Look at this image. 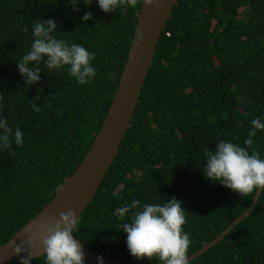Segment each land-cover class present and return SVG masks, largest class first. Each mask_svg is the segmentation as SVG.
Masks as SVG:
<instances>
[{
    "label": "trees",
    "instance_id": "trees-1",
    "mask_svg": "<svg viewBox=\"0 0 264 264\" xmlns=\"http://www.w3.org/2000/svg\"><path fill=\"white\" fill-rule=\"evenodd\" d=\"M76 2L0 0V118L13 129L19 126L24 140L22 147L13 143L0 150V244L48 203L90 147L117 88L142 5L141 0L127 12L105 13L97 0H79L74 10ZM86 11L92 19L84 21ZM50 18L57 23V39L96 54L91 83L78 84L67 66L49 72L43 61L29 65L40 80L25 83L16 64L30 51L33 25ZM254 118L264 122V0H178L118 153L73 235L97 254L160 264L130 255L117 209L133 200L163 204L175 197L188 212V255L195 252L252 200L206 178L204 150L215 151L218 140L245 146ZM251 139L249 153L255 149L264 159V131ZM30 264H45V256ZM190 264H264V191L248 216Z\"/></svg>",
    "mask_w": 264,
    "mask_h": 264
},
{
    "label": "clouds",
    "instance_id": "clouds-1",
    "mask_svg": "<svg viewBox=\"0 0 264 264\" xmlns=\"http://www.w3.org/2000/svg\"><path fill=\"white\" fill-rule=\"evenodd\" d=\"M73 5L74 10L76 4ZM98 6L105 13L116 11L118 8L127 12L135 9L141 0H97ZM90 5L92 0H83ZM143 5L151 6L159 11V0H142ZM84 21L92 19L91 12L86 11L81 18ZM21 30L28 31L27 26ZM57 30L55 19L40 20L33 25V42L30 51L23 55L16 64L19 73L27 85L36 84L40 80L39 71L29 67L32 62L39 64L43 61L49 72L59 71L67 66V74L75 78L80 85H87L96 76L92 61L96 54L84 46L57 39L53 33ZM143 36H141V40ZM116 73H109L110 79H115ZM3 97H0V101ZM34 112L39 113L40 107L33 103ZM238 121V124H242ZM251 129L245 146H239L231 141L218 140L215 151L208 147L204 150L206 165L203 174L211 181L238 193L242 198L253 197L257 191H264V159L253 148L252 137L257 131H264V122L260 118L251 120ZM13 143L22 147L23 132L19 126L13 129L7 118H0V150L12 148ZM14 155V152H10ZM57 191H63V184L56 186ZM186 213L181 202L173 197L163 204H141L133 200L117 209L121 223L119 229L127 233L126 244L131 256L135 259L158 260L160 264H190L188 249L192 243L190 234L184 230L187 223ZM127 217V218H126ZM127 221H130L127 222ZM80 218L73 209L61 212L59 217L48 215L39 224L38 238L43 248L45 264H85V253L81 243L74 238L73 233L79 231ZM36 236L29 235L28 243L32 244ZM17 249V253L20 252ZM24 264H30L23 259ZM98 264H104L97 257Z\"/></svg>",
    "mask_w": 264,
    "mask_h": 264
},
{
    "label": "water",
    "instance_id": "water-1",
    "mask_svg": "<svg viewBox=\"0 0 264 264\" xmlns=\"http://www.w3.org/2000/svg\"><path fill=\"white\" fill-rule=\"evenodd\" d=\"M177 1L159 0V11L142 3L137 13L133 40L117 88L90 147L72 174L65 177L62 182L63 191L56 190L53 197L42 209L5 243L0 244V264L24 262L23 259L30 261L34 257L42 256L43 248L38 238L40 222L48 215L58 218L61 212L66 213L69 209H73L76 215L80 217L82 211L90 203L118 153L139 100L160 36ZM141 36H143L142 40ZM260 193L261 191H257L245 211L232 220L218 235L189 254V260L198 257L222 240L238 222L248 216L253 211ZM29 235L36 236L32 244L27 242ZM74 238L76 237L74 236ZM81 246L85 253V264H95L97 257L109 264H131L107 255L97 254L82 243ZM18 248L21 249L19 253H17Z\"/></svg>",
    "mask_w": 264,
    "mask_h": 264
}]
</instances>
